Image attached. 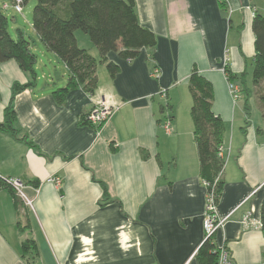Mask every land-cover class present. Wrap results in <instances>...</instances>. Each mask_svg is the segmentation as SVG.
Listing matches in <instances>:
<instances>
[{
	"label": "crops",
	"instance_id": "0c3cea01",
	"mask_svg": "<svg viewBox=\"0 0 264 264\" xmlns=\"http://www.w3.org/2000/svg\"><path fill=\"white\" fill-rule=\"evenodd\" d=\"M135 5L156 45L131 60L110 52L108 59L119 71L111 77L106 64H99L93 96L79 86L57 102L53 92L66 86L69 71L43 44L64 68L57 82L40 75L41 61L33 51L34 85L18 92L12 103L19 135L0 129V176L19 180L32 205L23 200L25 209L18 211L12 193L0 189V264H29L22 254L27 238L37 247L33 264H199L207 189L191 117L194 67L212 83V109L226 126L224 187L217 204L218 216L226 221L212 242L216 249L225 246L235 264L264 260V135L258 132L264 110L260 102H245L241 86L244 71L249 99L254 86L264 83L252 80V24L256 15H264V0H135ZM79 47L99 60L93 43ZM224 67L237 76L239 101ZM30 81L15 60L0 63V124L14 84ZM101 99L116 110L95 128L87 115ZM26 222L30 228L20 231Z\"/></svg>",
	"mask_w": 264,
	"mask_h": 264
},
{
	"label": "trees",
	"instance_id": "16d2710c",
	"mask_svg": "<svg viewBox=\"0 0 264 264\" xmlns=\"http://www.w3.org/2000/svg\"><path fill=\"white\" fill-rule=\"evenodd\" d=\"M11 1L14 4L15 0ZM28 1L23 0V4ZM35 1L32 27L46 48L63 61L70 74L66 86L53 92L57 102H63L69 91L79 86L83 87L88 95L93 96L98 85L97 68L99 64H106L110 76L115 77L119 67L109 61L110 52L118 53L122 59L131 60L137 57L142 49L156 45L155 34L143 27L138 20L135 0ZM252 30L255 35L252 80L254 85H260L264 82V15H256ZM77 31L88 36L96 46L99 60L90 55L87 50L79 47L75 35ZM12 59L31 76V81L27 84H14L11 103L5 110L4 123L0 124L2 131L18 137L19 132L15 127L16 116L12 103L18 92L34 85L37 55L33 52L31 42L26 39L22 29H17L15 37L12 36L9 30V20L0 11V63ZM225 73L229 82L237 78L228 68ZM246 76L247 72L244 71L241 75V86L245 96L244 100L249 102L250 93L246 86ZM189 89L192 94L191 117L194 124L200 177L203 184H207L205 185L207 193L213 192L218 204L224 187L222 176L225 162L221 157V152L226 136V126L222 118L212 109L214 99L212 83L200 75L197 67H194L190 74ZM261 101L264 105V93L261 95ZM248 114L247 112V117ZM258 132L264 135V126L262 129L259 128ZM20 139L34 146L26 136ZM100 183L104 191V199L109 200L106 185L103 182ZM0 189H7L12 193L16 210L25 209L23 198L13 185L12 179L0 176ZM260 219L264 233V198L261 204ZM28 228L30 224L26 222L24 226H21L20 231L24 232ZM22 254L29 264H33L37 259V247L32 238H27L22 242ZM217 255L215 244L212 240H208L199 249L197 259L199 264H216Z\"/></svg>",
	"mask_w": 264,
	"mask_h": 264
},
{
	"label": "rangeland",
	"instance_id": "374dc122",
	"mask_svg": "<svg viewBox=\"0 0 264 264\" xmlns=\"http://www.w3.org/2000/svg\"><path fill=\"white\" fill-rule=\"evenodd\" d=\"M3 4L9 5V8L7 10H3L2 9ZM35 4H36L35 0H29L27 3L23 4V12L18 13L13 9V3L11 0H0V11L9 20V30H10V33L12 34V36L15 37L16 28H20L23 30L26 39L31 42L32 50L38 55L39 60L41 61V63H38V66H37L38 73L40 75L46 73L48 75V77H50V75H51L55 79V81L57 82L60 79L61 75L63 74V68L64 67H63L62 63L59 61V59H57L56 57H53V55L49 51H47V49L45 48L43 43L39 41L35 32L33 31L32 15H33V9H34ZM77 36H78V38H80L79 46L81 45L82 47H85V45L92 44L89 37L84 35L82 32H77ZM82 39L84 40V43H83ZM44 55H46L47 58ZM48 58L54 60L52 62V64L48 62ZM226 68L227 67H224V71L226 70ZM98 70H100V71L102 70L101 65L98 66ZM230 84H233L235 87V90L230 89L232 92V95L234 97V100L239 101L240 98L242 97V92L239 93L240 91L236 90L238 87L232 81L228 82V85H230ZM60 85L62 86L63 84H60ZM263 93H264V83L262 85H260L258 88L256 86H254V88L252 90V97H251V99H249V100H251L250 102H254V103L260 102L261 103L262 102L261 101V95ZM261 108H262V110H264V105L262 103H261ZM19 195L23 198V200L26 203V197H25L24 193H23V195L19 193Z\"/></svg>",
	"mask_w": 264,
	"mask_h": 264
},
{
	"label": "built area",
	"instance_id": "2783aa9c",
	"mask_svg": "<svg viewBox=\"0 0 264 264\" xmlns=\"http://www.w3.org/2000/svg\"><path fill=\"white\" fill-rule=\"evenodd\" d=\"M22 5H23V0H15L13 7L16 12L21 13ZM2 9L7 10L8 5L3 4ZM224 61L225 63L227 62V57L225 58ZM159 73L160 72L157 69H155L153 75L155 77H158ZM229 89L235 90L234 85L230 84ZM236 90L238 91V89ZM163 95H165V93H163ZM115 110L116 107L114 104H112L110 101H107L105 99H101L93 105L92 109L87 115V121L89 122V124H91L94 127H100L111 119ZM165 127L167 131L171 129L170 119L166 120ZM50 182H53L57 185L60 184V181L57 178H51ZM12 183L17 189V191L23 195V191H22L23 186L19 182V180L14 179L12 180ZM205 185L207 186L206 183ZM206 197L207 198H206L205 218H204V230H205L204 243L208 240H212L214 234L217 232V230L223 227L224 222L226 221V218H220L217 214V203L214 198L213 192H208ZM26 204L28 206H31L32 202L26 198ZM217 251H218V255H217L216 264H235L230 254V251L225 246H221L220 248H217ZM255 264H264V260Z\"/></svg>",
	"mask_w": 264,
	"mask_h": 264
}]
</instances>
